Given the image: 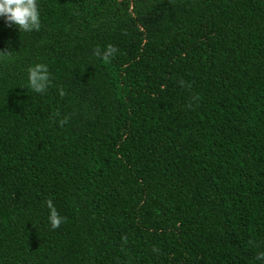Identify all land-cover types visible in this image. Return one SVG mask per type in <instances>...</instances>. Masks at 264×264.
<instances>
[{
  "label": "trees",
  "instance_id": "trees-1",
  "mask_svg": "<svg viewBox=\"0 0 264 264\" xmlns=\"http://www.w3.org/2000/svg\"><path fill=\"white\" fill-rule=\"evenodd\" d=\"M37 3L0 20V264H264V0Z\"/></svg>",
  "mask_w": 264,
  "mask_h": 264
},
{
  "label": "clouds",
  "instance_id": "clouds-1",
  "mask_svg": "<svg viewBox=\"0 0 264 264\" xmlns=\"http://www.w3.org/2000/svg\"><path fill=\"white\" fill-rule=\"evenodd\" d=\"M0 20L5 25H15L19 30L29 32L38 30L40 27V12L37 0H0ZM115 52V49L109 46L103 55V59ZM27 81L29 87L36 93L44 92L49 85V71L46 64L36 63L27 69ZM60 90V95H63ZM61 124L64 121H60ZM46 206L48 212V222L52 229H56L62 223L63 217L58 213L52 200H47ZM257 259H264V252L257 254Z\"/></svg>",
  "mask_w": 264,
  "mask_h": 264
}]
</instances>
